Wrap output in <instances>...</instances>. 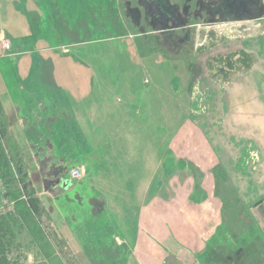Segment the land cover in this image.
Instances as JSON below:
<instances>
[{
  "label": "crops",
  "instance_id": "obj_1",
  "mask_svg": "<svg viewBox=\"0 0 264 264\" xmlns=\"http://www.w3.org/2000/svg\"><path fill=\"white\" fill-rule=\"evenodd\" d=\"M53 12L42 7L29 9V0H0V146L10 149L11 142L18 144V156L26 158L24 161L37 147H53L69 161L85 159L91 150L85 142L89 135L104 147L106 156L103 154L100 159L105 166H100L98 172L94 170L89 180L83 164H72L84 177L74 181L67 201L60 197L54 201H60V206L52 227L67 241L79 263L264 264V78L254 84L237 82L229 96L228 112L212 109L208 118L218 122L204 121L213 133L205 141L233 150L227 151L226 171H218L221 168L216 166L218 179L235 184L240 173L230 168V162H258L255 167H245L240 187L247 202L238 204V209L232 208L235 213L241 209L246 212V222L251 221L257 234L255 238L246 233L235 238L232 226L237 214L231 222L221 223L217 201L174 204L173 191L166 184L172 172L162 177V171L155 167L159 130L154 126L157 114L164 138L171 137L172 103L165 100V94L162 100L157 98L155 83L144 85L142 90L137 85L123 90L114 97L115 105L106 92L94 106L93 99L101 97V91L96 89L97 79L86 84V79L48 71L59 58L70 53L66 50L57 56L53 52V57L41 53V58L36 55L26 59L25 72L11 74L6 49H55L45 44L49 33L55 30L58 35L61 31L59 19L55 21L54 16L47 14ZM29 20L35 21V26H28ZM75 26L71 33H75ZM23 59L20 57L22 63ZM74 59H68L71 66L77 65ZM12 82H18L21 89L12 86ZM138 98L143 100L142 117L133 113ZM114 146L116 153L112 155ZM65 154L69 156L65 158ZM117 155L123 156L126 166L119 167ZM186 176H191L190 171ZM91 199L101 200L98 208H94L96 203L91 205ZM84 201L88 210L81 206ZM87 214L89 219H84ZM236 241L244 242V247L233 250Z\"/></svg>",
  "mask_w": 264,
  "mask_h": 264
},
{
  "label": "rangeland",
  "instance_id": "obj_2",
  "mask_svg": "<svg viewBox=\"0 0 264 264\" xmlns=\"http://www.w3.org/2000/svg\"><path fill=\"white\" fill-rule=\"evenodd\" d=\"M41 7L44 10L54 11L47 14L54 16L55 21L57 18L59 19L60 33L57 35L54 30V33L45 36V44L55 49L47 52L18 48L6 49V62L11 64V74L24 73L25 67L23 65L26 63V59L34 58L36 55L40 57L41 53L52 54L54 52V55L57 56L58 52L61 53L66 50L70 51L67 56L75 58L74 62L77 65L71 66L68 63L69 57L66 56L59 58L48 71L55 75H74L86 79L84 80L86 84L97 79L99 83L96 89L97 92L101 91L99 94L101 97L93 99L94 106H96L94 102L101 100L106 92H108L112 104L115 105L114 97L123 90L127 88L132 90L136 87L135 85L142 90L144 85L148 86L155 83L157 98L162 100L165 94V100L167 99L168 102L171 101L172 103L171 137L166 136L164 138L157 114L155 115L154 126L156 131L159 130L157 134L155 133L157 138L155 167L162 171V177L165 176L166 172H172V178H167V180L165 178V180L173 191L174 204L185 205L187 200H214L219 203L221 223L231 222L235 217L232 208L238 209L240 208L238 204L247 202L244 200L246 198L244 194H241L240 187L244 180L245 167L247 164L255 167L258 162L247 163L246 161H239V159L230 162V168L233 167L240 173L237 174L238 178L235 184L217 178L216 164L227 147L222 145L219 147L211 146L205 141V139H209L208 136L213 134L204 126L205 122L218 121H211V118H208V113L215 108L208 110L201 107L204 105L202 100H206V96L200 91L202 82H195L192 78L194 65L195 63H203L202 57L195 56V52H191L192 49L183 50L178 54L174 51L169 52L162 42L155 38L156 34H138L124 13H117L119 10L122 11L119 0H29V9ZM105 10L108 13H103ZM74 25H76L75 33H71ZM28 26H35V21L29 20ZM260 43L262 44L261 51L264 54V38ZM56 48L59 49L56 50ZM20 57H24L23 63ZM257 71L264 74V69L260 68ZM131 79L139 80V82H131ZM13 85L16 89H21L18 82H12ZM209 88L213 90L217 87L210 83ZM163 89H165V93ZM158 90L162 93H158ZM142 102L143 100L138 98L133 111L134 114L140 113V117H142L143 112ZM219 105L221 103H217L215 106L219 109ZM76 108L78 109L80 106ZM199 119L201 120L199 121ZM196 121H203L200 128L197 127ZM95 132L100 133V130ZM81 140L84 139L81 138ZM45 141L43 140L42 143L44 144ZM95 141L97 142L96 139ZM95 141L90 135L86 136L85 142L91 145V147L86 145L87 149L91 148L90 154H87L85 159L72 158L73 160H71V164H83L85 166L84 175L86 174L89 180L93 178L94 170L98 172L100 166H105V162L103 165L100 157L106 152L102 150L104 147L97 145ZM11 143L10 149L0 146L1 183L9 180L8 169L11 163L16 165V157L21 150L18 144ZM112 149V155H115L116 147L114 146ZM229 152L231 153L233 150ZM66 154L64 155L65 158L69 156ZM105 154L104 156H106ZM9 155L12 157L11 163ZM117 157L119 167L126 166L122 160L123 156L117 155ZM180 158L185 160L179 161ZM183 168L186 170V174H182L181 169ZM187 170L191 171V176H186L189 173ZM82 175L83 172L74 177L75 180L83 179L84 176ZM4 182L2 186H4ZM11 186L14 187L13 184L9 187L11 188ZM203 191L204 193H202ZM213 191L214 194H212ZM71 194L75 195L74 192ZM68 195H62L60 198L67 201ZM6 198V193L1 189L0 215L7 216L9 230L6 238L11 240L1 255L6 257L9 264H80L74 257L67 241L59 237L52 227L55 223V214L59 211L60 201L59 203H52L46 200L44 206L51 215L45 213L43 218L36 219L34 217L31 219L29 215L22 217L19 210L15 209L13 202L8 200L6 202ZM81 206L86 210L89 209L85 201ZM51 207L53 210H50ZM245 213L243 209L236 210L235 215H237L232 226V232L236 233L235 238L239 237L238 234L244 235L245 233L249 234V238H255L257 234L251 221L246 222L248 216ZM84 219H89V215ZM244 245V242L236 241L233 250L243 248Z\"/></svg>",
  "mask_w": 264,
  "mask_h": 264
},
{
  "label": "flooded vegetation",
  "instance_id": "obj_3",
  "mask_svg": "<svg viewBox=\"0 0 264 264\" xmlns=\"http://www.w3.org/2000/svg\"><path fill=\"white\" fill-rule=\"evenodd\" d=\"M119 1L122 11L117 13H124L138 34H156L155 38L169 52L178 54L192 49L195 56L202 57L203 63L194 65L192 78L202 82L200 91L206 96V100H202L203 109L217 108L215 105L221 103L219 109L227 113L229 96L237 82L254 84L264 78V74L257 71L264 69L260 43L264 38V0ZM210 83L217 88L211 90ZM202 122L196 121L198 128ZM23 158L16 157V165H13L9 155L10 178L3 181L5 201L13 202L16 210L20 206L27 207L36 219L45 213L51 215L44 206L46 200L53 203L67 194L76 179L75 169L71 161L61 158L53 147H37L26 161ZM227 158L224 150L216 164L221 168L218 171H226ZM11 184L14 187L10 188ZM100 201L91 199V205L96 203L94 208H98Z\"/></svg>",
  "mask_w": 264,
  "mask_h": 264
},
{
  "label": "trees",
  "instance_id": "obj_4",
  "mask_svg": "<svg viewBox=\"0 0 264 264\" xmlns=\"http://www.w3.org/2000/svg\"><path fill=\"white\" fill-rule=\"evenodd\" d=\"M8 177L10 178V174L8 175ZM18 210L21 213L22 217L24 215H29L31 219L34 218V216L31 214L30 210L27 207L20 206ZM7 220L8 219L6 215H0V264H9L6 257H3L1 255L5 251L6 246H8V242L11 241L9 238H6V235H8L9 230V222Z\"/></svg>",
  "mask_w": 264,
  "mask_h": 264
},
{
  "label": "built area",
  "instance_id": "obj_5",
  "mask_svg": "<svg viewBox=\"0 0 264 264\" xmlns=\"http://www.w3.org/2000/svg\"><path fill=\"white\" fill-rule=\"evenodd\" d=\"M80 173H81L80 170L75 169V170L73 171V176H74V177H77Z\"/></svg>",
  "mask_w": 264,
  "mask_h": 264
}]
</instances>
